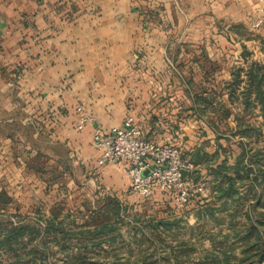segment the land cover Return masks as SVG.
<instances>
[{
    "label": "crops",
    "instance_id": "obj_1",
    "mask_svg": "<svg viewBox=\"0 0 264 264\" xmlns=\"http://www.w3.org/2000/svg\"><path fill=\"white\" fill-rule=\"evenodd\" d=\"M254 63L264 72V0H0V240L12 225L38 230L12 251L1 247L0 261L15 264L32 247L44 264L61 262L77 251L62 232L92 229L94 217L116 206L129 214L133 204L170 206L165 217H132L137 249L184 240L175 233L185 218L174 216L169 194L138 197L122 166L97 164L93 131L132 116L145 139L176 144L188 158L198 152L193 165L205 176L222 150L234 158L239 141H254L237 124L255 112L254 94L250 107L242 96ZM241 191L237 202L211 205L214 217L192 210V236L207 219L226 225L234 210L243 221L255 198ZM158 221L167 230L154 228Z\"/></svg>",
    "mask_w": 264,
    "mask_h": 264
},
{
    "label": "trees",
    "instance_id": "obj_2",
    "mask_svg": "<svg viewBox=\"0 0 264 264\" xmlns=\"http://www.w3.org/2000/svg\"><path fill=\"white\" fill-rule=\"evenodd\" d=\"M246 74L248 85L242 91L244 105L246 106L248 103L249 107L251 106L252 102L247 100L253 93L256 100L253 105H259L260 115L264 120V72L262 66L254 63L247 69ZM238 76L239 72L235 73L232 90H235ZM237 124L241 136L260 135V131L248 122L239 121ZM238 146L239 151L235 154L232 163L228 162L227 150H222V158L215 160L213 164L207 163L205 169L211 178L216 200L222 201L221 206L237 202L241 198L242 191L240 189L245 187L243 192L254 194V207L257 210L255 213L249 210L242 212L245 217L243 221L234 218L237 211L234 210L228 231L223 234L216 232L218 236L209 235L208 239L212 249L199 260L192 263L188 260L189 254L196 249L189 243V238L178 241L176 246H163L161 243L158 248H150L147 244L145 248L137 249V246L141 245V239L135 236L136 227L131 228L133 236H131V241L125 244L126 248L128 247L127 254L116 252V247L125 242L116 226L117 219L120 217L119 208L116 206L111 209L112 214L109 216L94 217L96 225L92 229L62 232L64 238L77 239V251L71 256H66L61 262L47 264H264V152L258 148L253 149L241 141L238 142ZM198 160H200L198 152L190 157V161L194 165L198 163ZM193 174L194 180L197 181L200 178L199 170L194 169ZM255 186L259 188L255 189ZM204 207V215L210 218L214 217L215 208L207 204ZM234 208L237 209V206ZM106 218H112L115 221L102 222ZM57 221L58 224L61 223L60 220ZM53 222V219L49 221L50 225ZM174 222L177 223V221ZM153 226L167 230L169 224L165 221H158ZM37 232V229L25 224L12 225L0 240V248L6 247L7 250L12 251V245L17 243L24 233L34 235ZM153 235L160 241L159 234ZM104 243H107L106 246ZM234 244L239 245L237 247L240 250L239 256L233 254ZM108 247H114L112 249H115L113 250L115 252L110 255H100L106 252ZM94 251L99 254H94ZM31 253H33L30 254L32 260L26 264H44L42 253L37 248H32ZM0 264L9 263L0 261Z\"/></svg>",
    "mask_w": 264,
    "mask_h": 264
},
{
    "label": "built area",
    "instance_id": "obj_3",
    "mask_svg": "<svg viewBox=\"0 0 264 264\" xmlns=\"http://www.w3.org/2000/svg\"><path fill=\"white\" fill-rule=\"evenodd\" d=\"M87 119L84 113L78 120V128ZM91 143L98 153L97 164L122 166L130 182V191L141 197L160 191L173 194L176 205L183 206L204 191L202 177L194 180L195 166L182 154L180 147L145 139L132 116L108 129L96 127Z\"/></svg>",
    "mask_w": 264,
    "mask_h": 264
},
{
    "label": "rangeland",
    "instance_id": "obj_4",
    "mask_svg": "<svg viewBox=\"0 0 264 264\" xmlns=\"http://www.w3.org/2000/svg\"><path fill=\"white\" fill-rule=\"evenodd\" d=\"M254 109H255L254 115L251 117V119L248 121V123L250 125H252L254 128H256L257 130H259L260 135H261V134H264V123H263L264 121H261L260 119H258V116H260V108H257V105H255ZM260 135L259 136L255 135V137H257V139H259ZM255 137H254V141L250 142L251 145H248V146H251V148H253L252 146H256L258 148V150L264 152L263 142H260V145H261V143L263 144L260 147V145H258L257 139H255ZM262 138H264V137H262ZM261 140L264 141V139H261ZM227 155H228V162L232 163L234 153L232 154L231 152H227ZM188 159L190 160V158H188ZM207 175H205V176L200 175V177H202L200 180L202 181V183H203L202 185L204 186V191L201 192L202 195L197 196L196 198L191 200L188 204H185L183 206H177L176 201L174 200L173 194H169L170 197H167L170 200V202L172 203L171 206H173V208L171 210L174 211V216L177 218L178 217L185 218L184 220L181 219V221H183L182 225H187V226H183L178 231V234L175 233L176 237L178 236V239H180L182 237L184 239L185 238L187 239L190 237L189 243L192 246H195V248H196V249H194L195 250L194 252H191L189 254L190 256H189L188 260L191 263L195 262L196 260H199L207 252L211 251L212 248H211L208 236L209 235L210 236L211 235L218 236L216 232H220L221 234L226 233L228 231V225L230 224V223H227L225 225V223H219L220 226H216V225L212 224L213 220L211 221L210 219H207L208 221H206V222L204 221L205 224H203V225L199 224L196 226L195 232H198L196 234V236H192V234H191V229L193 228L192 226L194 225L193 217L194 216L196 217L195 213H193L192 210H195V212H196V210H198L200 208H202V210H204L205 209L204 206L206 204L207 205H213L215 207L216 202H217L216 193L213 190L211 178H210V176H207ZM252 175H254V174H252ZM243 188H245V187H243ZM243 188H241V189L244 190ZM254 188L258 189L259 187L255 186ZM133 194H135V193H133ZM135 195L138 197H141L138 194H135ZM135 198H137V197H135ZM254 204H255V201L253 200V201H251L249 207L245 205L243 207V209L246 210V208H247V210L255 213L257 209L254 207ZM169 207H170L169 205H162V206H155V208L154 207H147V208L139 207V209H138L137 207L134 206V204L131 205V207H128L127 209H128L129 214L122 213L121 216L117 219L118 221H117L116 226L120 229V232L127 237L126 238L127 240H125V242H122L120 246L118 245V247H116V252H118V253L124 252L127 254L128 247L126 248L125 244L128 243L129 241H131V238H128V235H130V231L132 234L133 229L131 230V228L137 227V224L140 223V222H137L136 220H133V218H132L133 216L136 215L137 217H140L142 220L150 219L151 215H153V216L156 215L158 217H165L166 212L169 211ZM170 215H172V217H173V212L168 214L167 216H170ZM175 217H173V218H175ZM204 217H205V215H204ZM10 219H11V217H10ZM11 221L17 223L18 219L16 217H12ZM119 222H121V225H122L121 227H120ZM125 225H126V229L122 230ZM200 226H201V228H200ZM229 242H231V241H229ZM161 243H163V246L170 245V244H172V240H170V242H169V240H166V241L161 242ZM106 244L107 243H104V245H106ZM154 244L157 246L155 248H158L161 246L159 243H154ZM174 244L176 246V242ZM234 245L235 246L233 247L234 248L233 254H235L236 256H239L240 250H239V248H237L239 245L238 244H234ZM112 248H114V247H112ZM112 248L108 247L106 252L101 253L100 255L113 254V252H115L113 250H115V249H112ZM133 248H135L134 250H136V247L134 245H133ZM25 249L29 252L28 254H33V253H31L32 247L31 248H25ZM28 254H22L21 260L16 262L15 264H26V261L29 260V259H26L28 257ZM94 254L98 255L99 253L97 251H94Z\"/></svg>",
    "mask_w": 264,
    "mask_h": 264
},
{
    "label": "water",
    "instance_id": "obj_5",
    "mask_svg": "<svg viewBox=\"0 0 264 264\" xmlns=\"http://www.w3.org/2000/svg\"><path fill=\"white\" fill-rule=\"evenodd\" d=\"M146 173V172H145Z\"/></svg>",
    "mask_w": 264,
    "mask_h": 264
}]
</instances>
